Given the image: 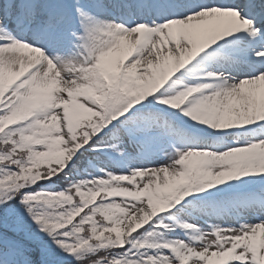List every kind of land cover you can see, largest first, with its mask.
<instances>
[{
	"label": "snow or ice",
	"instance_id": "snow-or-ice-1",
	"mask_svg": "<svg viewBox=\"0 0 264 264\" xmlns=\"http://www.w3.org/2000/svg\"><path fill=\"white\" fill-rule=\"evenodd\" d=\"M0 264H264V0H0Z\"/></svg>",
	"mask_w": 264,
	"mask_h": 264
}]
</instances>
